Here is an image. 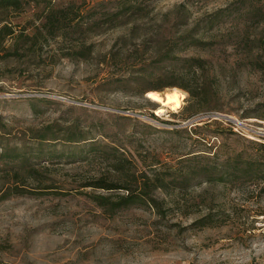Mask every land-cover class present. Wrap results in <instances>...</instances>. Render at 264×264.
Wrapping results in <instances>:
<instances>
[{"label":"rangeland","instance_id":"rangeland-1","mask_svg":"<svg viewBox=\"0 0 264 264\" xmlns=\"http://www.w3.org/2000/svg\"><path fill=\"white\" fill-rule=\"evenodd\" d=\"M2 25L0 152L33 172L0 170V264H264V0L29 1ZM167 55L205 60L189 117ZM145 89H176L181 107L158 115ZM143 173L165 179L146 184L156 204L111 213L87 194L117 192L83 186L135 189Z\"/></svg>","mask_w":264,"mask_h":264},{"label":"trees","instance_id":"trees-1","mask_svg":"<svg viewBox=\"0 0 264 264\" xmlns=\"http://www.w3.org/2000/svg\"><path fill=\"white\" fill-rule=\"evenodd\" d=\"M29 1L39 2L40 0H0V9L2 10H19L22 8V6L26 3L28 4ZM42 1V0H41ZM46 1V0H45ZM57 13L51 14L48 13L46 15V21L43 25V27L48 30V34H54L56 32V28L60 26V23L62 22V26L66 23V13L64 10H57ZM67 26V24H66ZM13 33L12 28L8 25H2L0 27V39L11 35ZM161 60H167L171 62V60H174V62L178 65V63H181V69L185 71H176L172 70L170 72H165L169 74L168 76L170 78H178L180 80L178 83L173 79L174 81H171L168 86H178L179 88L183 89L187 93V102L188 105L183 107V111L185 113L186 117H189L193 115L198 110V105L201 104L202 100L205 98V92L203 83L198 86V75L197 71L198 69L203 68V63L205 62L204 59L196 58V57H186V58H178L173 57L171 55H167L165 58L158 59ZM172 66V65H171ZM156 72L155 68L152 67L149 71L142 72L143 74L140 75L139 78H144L153 76V74ZM163 73V72H162ZM201 86V87H200ZM155 90H161L159 87H153ZM147 89L143 91L144 93L147 92ZM260 117L264 118V114L259 115ZM153 118H156L153 115ZM49 128V129H48ZM48 129V130H46ZM51 132V133H50ZM50 134L51 138H47ZM56 133L54 132L52 127H46L43 129L42 132L37 135V138L40 142L46 141L47 139L54 140ZM67 141L70 142H77L80 139V135L76 133L73 130H69V133L65 136ZM93 146H91V150H93ZM117 150V149H115ZM33 153V151H32ZM42 151L38 149V153L36 155L39 157L41 155ZM24 152L20 151H2L0 152V170L3 172H9L13 171V174L15 176L19 175L21 171H23L26 174H31L33 172V166L30 162H28V157L26 156ZM50 157V156H49ZM119 160L121 163H129L128 159L124 156L120 157ZM189 160V159H188ZM164 168L168 167L167 165L163 166ZM166 170V169H164ZM164 173L166 171H163ZM167 174V173H166ZM260 176V174H257ZM155 178H149L146 173H143L140 177V184L139 186H136L135 189H133L132 185H121L118 183L110 182L104 178L95 180V181H89L88 183L84 184L83 186H90L93 189H104L108 192H117V193H111L108 195H104L101 193H88V198L93 201L97 206L105 208L106 211L109 212H115L124 208H128L134 204H138L140 202H145V198L147 197L150 202L155 203V200L152 199L147 193V190L145 187L150 180L154 183L155 187H162L164 184V177L161 173H156L154 175ZM137 179L135 180V182ZM136 184V183H135ZM138 187V188H137ZM121 190V191H118ZM122 192V193H118ZM7 196L6 193L2 194L1 198H4ZM115 197L116 199L113 200L112 198ZM157 207V206H156Z\"/></svg>","mask_w":264,"mask_h":264},{"label":"bare ground","instance_id":"bare-ground-1","mask_svg":"<svg viewBox=\"0 0 264 264\" xmlns=\"http://www.w3.org/2000/svg\"><path fill=\"white\" fill-rule=\"evenodd\" d=\"M146 96L161 104V106L156 110L158 115L164 112V107L170 108L171 111H176L182 104V95L176 89H171L166 94H161L156 91H148Z\"/></svg>","mask_w":264,"mask_h":264}]
</instances>
